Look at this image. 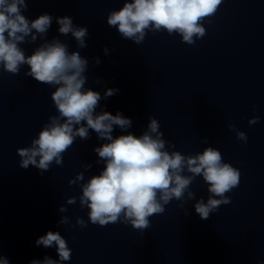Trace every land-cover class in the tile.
<instances>
[{
  "label": "clouds",
  "instance_id": "obj_1",
  "mask_svg": "<svg viewBox=\"0 0 264 264\" xmlns=\"http://www.w3.org/2000/svg\"><path fill=\"white\" fill-rule=\"evenodd\" d=\"M222 0H124L119 10L107 15V25L116 28L119 35L140 45L148 31L176 33L182 42L194 45L197 39L206 35L203 21L215 15ZM26 0H0V67L13 75L27 65L25 76L34 78L42 84L54 86L51 100L58 112L52 115L39 131L38 136L28 147L16 149L20 157L19 167L27 169L30 165L41 173L50 166L63 164V154L75 143L77 138L87 140L91 129L98 139L105 141L94 151L104 167L98 175L91 176L86 183L80 184L81 208L88 209V220L99 226L121 222L130 224L134 229L145 230L150 227L149 218L163 214L165 206L172 200H194L195 193L190 186L197 176L207 184V202L199 199L195 212L203 220L216 212L221 205L231 203L226 195L238 187L240 172L230 163L224 162L221 152L208 146L195 155H184L179 151H168L169 142L163 139L160 123L149 118L146 131L136 136L132 133L113 137L114 127L126 131L133 121L122 113L116 115L107 111L97 113L102 97L97 91L86 89L88 60L79 51H69V45L58 38L45 39L53 17L42 14L29 20L22 14L27 9ZM58 32L69 34L77 42V48L87 47V27L76 26L71 17H57ZM38 37L44 42L26 55L22 44L35 43ZM108 48H104L105 55ZM95 64L100 59L94 58ZM100 81H97L99 83ZM119 90L109 88L103 98L116 94ZM259 122L254 116L250 125ZM233 125H229L233 129ZM237 139L247 141L244 132L237 131ZM207 143L206 138L203 141ZM91 164H85V171ZM185 173H188L187 175ZM84 180V172L78 173L68 181L70 185ZM77 202V197L67 199L68 205ZM182 206V205H181ZM59 212L67 209L61 205ZM69 224V218L62 216L58 222ZM76 225L83 228L87 224L81 217ZM37 246H55L58 260L45 256L42 261L33 260L31 264H62L71 259L72 251L67 240L59 232L48 231L35 241ZM0 264H9L0 255Z\"/></svg>",
  "mask_w": 264,
  "mask_h": 264
}]
</instances>
